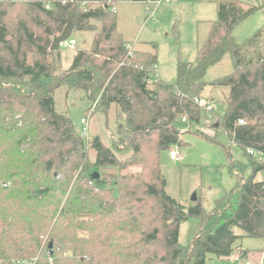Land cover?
Segmentation results:
<instances>
[{"label": "trees", "instance_id": "1", "mask_svg": "<svg viewBox=\"0 0 264 264\" xmlns=\"http://www.w3.org/2000/svg\"><path fill=\"white\" fill-rule=\"evenodd\" d=\"M48 1L0 0V264H205L209 256H248L235 249L234 229L264 239V179H256L264 160L248 153L264 154V35L240 45L233 32L263 8L202 0L219 4L218 19L195 62H180L176 81L167 83L155 79V49L129 56L110 0L89 11L57 1L47 9ZM92 21L102 27L90 49L79 51L60 73L53 38L70 22L74 30L93 31ZM228 54L234 71L206 82L209 69ZM62 86L85 92L97 111L116 106L122 140L111 149L95 137L92 164L80 133L56 111L54 96ZM207 86L230 88L220 125L248 156V164L233 161L236 186L211 213L200 201L186 207L168 195L161 170L162 153L181 143L179 117L201 122L195 99ZM121 146L133 151L122 162L115 153ZM133 166L141 171L112 184L93 178L96 170ZM248 168L251 176L245 178ZM194 217L199 230L181 246V224Z\"/></svg>", "mask_w": 264, "mask_h": 264}, {"label": "rangeland", "instance_id": "2", "mask_svg": "<svg viewBox=\"0 0 264 264\" xmlns=\"http://www.w3.org/2000/svg\"><path fill=\"white\" fill-rule=\"evenodd\" d=\"M13 1L22 2V0ZM116 3L118 33L125 42L134 46V50L153 52L155 49L158 57L157 73L162 81L167 83L176 81L177 66L180 62H195L211 24L218 19L217 2L166 0L150 5L118 0ZM240 5L245 10L254 6L263 8L235 27L233 32L235 40L242 45L258 32L264 35V0H240ZM92 24L93 31L73 30L69 40L76 41L74 47H60V73L64 74L70 69L79 51L90 49L95 35L102 27L98 21H92ZM233 71V61L228 54L218 65L209 69L205 81L210 82L228 76ZM229 93L230 88L226 86L205 87L202 96L213 104L214 111L208 113L201 110L199 124L183 123L182 117H179L177 126L181 131V143L177 145V149L181 161L173 162L170 159L171 149L161 155V170L167 182V194L186 207L200 201L206 213H211L216 202L224 199L236 186L237 177L231 172L233 161L248 164L246 152L228 139L220 125ZM54 97L56 111L71 120L78 134L82 130L81 120L88 118L93 110L89 119V142L85 141L90 164L96 159V152L92 149V141L95 137H99L104 145L111 149L114 142L122 140L123 135L118 127L115 105H112L107 113L97 111L85 92L68 90L65 86L57 89ZM121 147L122 149L116 150L115 153L122 162L131 157L133 151ZM93 170L90 168L88 172ZM140 171V166L124 170L120 168L96 170L100 178L107 179L111 184L122 175L137 174ZM244 176L245 178L251 176L250 168L246 170ZM256 179L263 180L264 173H260ZM200 223V219L194 217L181 224L179 234L181 246H187L193 240ZM234 232L239 236L235 249L248 251L252 255L253 264H258L257 261L263 259L264 239L247 237L239 228H235ZM78 236L82 237L83 232H78ZM46 242L47 238L44 240V245ZM205 264H234V262L229 258L209 256Z\"/></svg>", "mask_w": 264, "mask_h": 264}, {"label": "built area", "instance_id": "3", "mask_svg": "<svg viewBox=\"0 0 264 264\" xmlns=\"http://www.w3.org/2000/svg\"><path fill=\"white\" fill-rule=\"evenodd\" d=\"M52 1H57L63 6L71 5L74 7H80L83 10H87V11L96 10L104 5L99 0H51V1L46 2L47 9L51 8ZM163 1H166V0H159L157 4ZM116 4H117L116 2H113L110 0L107 5H110L112 8V11L116 12V8H115ZM153 13L151 14V17L153 16ZM75 45H76L75 40H68L64 44H62V46L68 47V48L74 47ZM128 50H129V53H128L129 56H132L134 52V46L128 45ZM154 76H155V79L157 80L158 79L157 68L155 69ZM195 103L199 106L201 110H204L208 113H212L214 111L213 104L210 101L202 97L196 98ZM92 113H93V110L88 115V118L81 120L82 130L80 132V135L83 138V140L86 142H89V119L91 118ZM182 121L183 123L189 124L187 117H182ZM240 124H244V121H240ZM248 153L259 161L264 160V154L259 151L250 149L248 150ZM169 156L173 162L181 161L180 153H179V150L177 149V146H174L171 148V150L169 151ZM230 259L234 262V264H253V262L250 260L248 256H244L242 253H239V252L234 254ZM259 264H264V263L260 262Z\"/></svg>", "mask_w": 264, "mask_h": 264}, {"label": "water", "instance_id": "4", "mask_svg": "<svg viewBox=\"0 0 264 264\" xmlns=\"http://www.w3.org/2000/svg\"><path fill=\"white\" fill-rule=\"evenodd\" d=\"M142 17H144V15ZM73 30H74L73 23L70 22L67 25V27L64 29L62 34L54 38V41H53L52 46H51V51H53V52L60 51V47L62 46V44H64L66 41H68L70 39V37L73 33ZM93 178L99 179L100 178L99 173L95 172L93 174ZM194 201H196V198H194Z\"/></svg>", "mask_w": 264, "mask_h": 264}, {"label": "crops", "instance_id": "5", "mask_svg": "<svg viewBox=\"0 0 264 264\" xmlns=\"http://www.w3.org/2000/svg\"><path fill=\"white\" fill-rule=\"evenodd\" d=\"M157 75H158V73H157ZM158 78L160 79V80H162L160 77H159V75H158ZM202 98H203V96H202ZM248 257L250 258V260H251V257H252V255H248ZM230 259V258H229ZM263 260H264V252H263V259L260 261V262H263ZM252 261V260H251ZM259 261H257V263L259 264L260 263Z\"/></svg>", "mask_w": 264, "mask_h": 264}]
</instances>
